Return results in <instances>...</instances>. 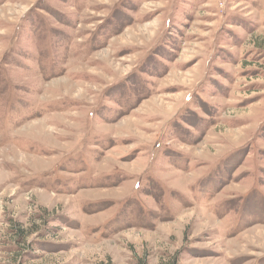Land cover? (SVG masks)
Instances as JSON below:
<instances>
[{
    "label": "rangeland",
    "instance_id": "obj_1",
    "mask_svg": "<svg viewBox=\"0 0 264 264\" xmlns=\"http://www.w3.org/2000/svg\"><path fill=\"white\" fill-rule=\"evenodd\" d=\"M0 264H264V0H0Z\"/></svg>",
    "mask_w": 264,
    "mask_h": 264
}]
</instances>
